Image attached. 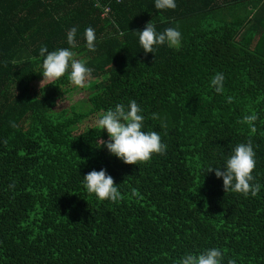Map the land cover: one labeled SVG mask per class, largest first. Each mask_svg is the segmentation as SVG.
I'll use <instances>...</instances> for the list:
<instances>
[{
    "label": "trees",
    "instance_id": "trees-1",
    "mask_svg": "<svg viewBox=\"0 0 264 264\" xmlns=\"http://www.w3.org/2000/svg\"><path fill=\"white\" fill-rule=\"evenodd\" d=\"M0 0V264H176L219 247L236 264H264V187L225 192L209 166L249 140L264 185V0ZM109 7V13L105 8ZM178 27L179 48L145 53L138 34ZM91 68L88 97L68 109L67 72L47 86L48 51L70 47ZM91 26L95 51L85 46ZM120 33H123L121 36ZM216 72L225 76L217 93ZM135 100L144 130L167 146L137 165L100 147L107 133L81 125ZM256 114L255 131L243 118ZM101 168L120 199L98 200L82 178Z\"/></svg>",
    "mask_w": 264,
    "mask_h": 264
},
{
    "label": "clouds",
    "instance_id": "clouds-1",
    "mask_svg": "<svg viewBox=\"0 0 264 264\" xmlns=\"http://www.w3.org/2000/svg\"><path fill=\"white\" fill-rule=\"evenodd\" d=\"M176 0H154V8L157 10L175 9ZM77 27L72 26L67 30L66 40L70 47L57 48L48 51L47 46L40 47L43 57L41 71L42 84L47 86L51 81L57 80L67 72L70 83L82 87L90 77L92 69L86 66L83 60L74 58L71 50L77 46ZM138 34V43L145 53H153L155 46L166 44L170 48H179L182 41V33L178 27H168L163 31H157L156 26L147 22L142 30L134 32ZM122 36L123 33H120ZM83 38L85 46L90 51H95L97 40L95 30L89 26L84 29ZM225 76L222 72H216L210 79L217 93H221L224 87ZM49 82V83H45ZM145 116L143 109L135 100L127 104L117 103L114 107L96 114L95 128L107 133L106 140H100V147L125 164L137 165L138 162H146L154 154H163L166 145L161 141V136L156 131L144 130ZM256 114L244 116L243 122L250 125L255 131ZM256 153L252 142L236 144L223 159L219 167L209 166L206 172H214L217 178L222 179L225 192L240 193L245 196H256L264 185L255 182L253 169L256 166ZM84 189L89 194H94L98 200L117 202L120 199L118 185L114 183L111 175L105 169L92 170L82 178ZM176 264H236L231 258H226L219 247L206 248L199 253L186 252Z\"/></svg>",
    "mask_w": 264,
    "mask_h": 264
},
{
    "label": "rangeland",
    "instance_id": "rangeland-1",
    "mask_svg": "<svg viewBox=\"0 0 264 264\" xmlns=\"http://www.w3.org/2000/svg\"><path fill=\"white\" fill-rule=\"evenodd\" d=\"M42 80V79H41ZM37 81L35 83V85L37 87H40V81ZM45 83H49V82H45ZM44 86V84L41 85V87ZM72 88H75L71 93H69L66 98L58 105V110L61 109H68L70 108L72 105H74L75 103H77L78 101H82L83 99H86L88 97V93L86 92V90L83 87H78L74 84H72L71 86ZM95 118L96 117H92L89 118L88 120H86L82 125H81V130H85L88 128H92L95 126Z\"/></svg>",
    "mask_w": 264,
    "mask_h": 264
},
{
    "label": "built area",
    "instance_id": "built-area-1",
    "mask_svg": "<svg viewBox=\"0 0 264 264\" xmlns=\"http://www.w3.org/2000/svg\"><path fill=\"white\" fill-rule=\"evenodd\" d=\"M109 11H110V8L109 7H106L105 8V13L107 14V13H109Z\"/></svg>",
    "mask_w": 264,
    "mask_h": 264
}]
</instances>
